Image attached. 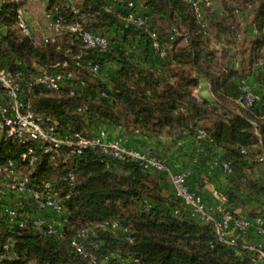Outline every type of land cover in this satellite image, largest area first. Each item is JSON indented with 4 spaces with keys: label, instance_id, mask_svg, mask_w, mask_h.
<instances>
[{
    "label": "trees",
    "instance_id": "1",
    "mask_svg": "<svg viewBox=\"0 0 264 264\" xmlns=\"http://www.w3.org/2000/svg\"><path fill=\"white\" fill-rule=\"evenodd\" d=\"M144 25H125L126 8L105 9L106 0H83L86 28L105 35L109 46L99 52L89 50V57L100 65L98 78L75 95L67 88L60 92L42 91L33 98L37 111L57 117L63 128L85 135L100 128L123 126L161 144L166 134L177 142L193 136L200 148L199 159L188 178L190 189L202 195L206 180L222 174L227 186L216 191L227 195V208L236 216L264 218V72L258 74L263 95L248 107L237 102L239 79L246 77L254 63L264 62V0H219L221 8H204L205 22H200L191 4L183 0H135ZM62 0H48V7L59 5L69 22L79 20L61 5ZM215 4V3H214ZM18 0H0V67L13 73H35L41 67L69 60L64 48L38 46L20 33L17 25ZM256 28L258 34L252 30ZM175 30L186 36L171 40ZM162 45L173 42L168 55L161 58L152 45L151 33ZM223 42L222 50L212 47V39ZM73 52L82 46L72 36ZM47 50L61 59H52ZM83 49V48H82ZM233 49V51H232ZM158 62H161L159 65ZM160 66L162 67L160 69ZM264 71V65H263ZM99 75V77H98ZM202 79L207 91H201ZM197 88L198 96L193 93ZM209 93L213 100L209 101ZM199 129L208 136L198 139ZM24 144L0 140V165L18 160ZM159 159L174 168L163 152L151 146ZM75 181L70 187L63 171L62 157L51 160L46 154L31 173V185L40 189L46 179L54 180L65 200L66 221L63 235L45 233L28 216L25 226L13 231L0 209V264H98L76 254L71 239L87 229L81 239L98 261L109 257L118 262L116 253L126 259L138 258V264H253L250 253L220 241L214 226L192 215L177 197L166 173L144 169L138 162L113 158L98 148H88L73 158ZM228 161L230 173L211 161ZM58 171L61 180L54 179ZM218 172V173H217ZM18 212L35 209L28 198ZM146 201L149 207L146 206ZM23 203H21L22 205ZM40 212V211H39ZM41 213V212H40ZM119 220L125 229L112 230L101 224ZM251 233L239 241H259ZM9 243V249L4 245Z\"/></svg>",
    "mask_w": 264,
    "mask_h": 264
},
{
    "label": "built area",
    "instance_id": "2",
    "mask_svg": "<svg viewBox=\"0 0 264 264\" xmlns=\"http://www.w3.org/2000/svg\"><path fill=\"white\" fill-rule=\"evenodd\" d=\"M76 1L62 0L61 2L63 8L68 9L79 19L75 22L67 20L59 5H54L51 9L47 8L45 15L51 32L41 39H37L33 35L20 8L17 10L18 29L21 34L29 37L35 44L41 42L42 45L57 50L64 48V53L71 55L72 61L75 63L73 67L80 66L96 74L100 71V65L89 57V50L101 52L109 46V40L105 35L93 33L86 28L84 18L87 13L83 12ZM183 1L192 5L197 19L202 23L205 22L204 8L211 7L215 3V0ZM106 2L105 9L107 11H115L119 6L126 8L127 12L123 15L126 26L129 24L142 26L147 21V18L137 11L135 0H106ZM252 32L254 35L259 33L256 28H253ZM65 33H70L83 49L73 52L71 46L65 45L66 43L64 44L60 39ZM151 37L154 49L161 58H165L173 46V42L165 46L161 44L156 33H151ZM176 37L186 39V36H183L179 30L174 31L171 40L174 41ZM69 64V60L64 59L48 67H41L35 73L22 71L13 73L0 67V140H11L14 143L25 145L18 160H9L0 165V193L3 191L25 192L30 195L38 211L52 210L61 214L65 223L67 212L65 200L60 196V190L54 187V180L46 179L41 188L36 189L31 185V173L35 170L42 155H48L51 160L62 157L63 171L66 174L68 185L72 187L75 181L73 158L88 148H98L113 158L135 161L144 169L166 173L175 195L189 208L192 215L211 223L220 241L238 247L236 250L238 255L242 254V249H247L253 264H264L263 217L234 215L227 208V195L222 191H216V201L207 204L202 195L190 189L188 178L191 171L189 169L174 171L165 161L156 157L150 149H140L124 143L121 139L111 138L106 128H100L93 134L85 135L75 129L63 128L57 117L34 108L33 98L42 91L60 92L67 88L70 95H75L87 85V80L79 76L75 68L70 67ZM256 65L263 67L264 62L260 60ZM239 90L237 102L242 107L251 106L261 99V95L253 90L246 77L239 79ZM207 136L205 129L198 130V139ZM259 160H264V156L261 155ZM213 164L220 167L224 173L232 171L228 161L215 160ZM146 206H150L147 201ZM2 210L6 222L11 226V231L15 225L23 227L27 224L29 217L19 213L16 207L4 205ZM31 222L34 226L42 228L45 233L63 235V231H58L54 224L43 216H34L31 218ZM101 225L112 230L125 229L119 220L106 221ZM87 232L88 230L84 229L78 236L71 239L70 245L73 251L80 256L88 257L93 263L109 264L108 256L103 257L99 262L94 254L88 252L81 239ZM251 233L258 235L261 239L242 242L238 240L240 236L246 237ZM4 247L8 250L9 243H5ZM116 257L118 262L115 264H138L139 262L136 257L126 259L120 253H116Z\"/></svg>",
    "mask_w": 264,
    "mask_h": 264
},
{
    "label": "crops",
    "instance_id": "3",
    "mask_svg": "<svg viewBox=\"0 0 264 264\" xmlns=\"http://www.w3.org/2000/svg\"><path fill=\"white\" fill-rule=\"evenodd\" d=\"M19 1L21 2V6L19 8L22 10L26 20L28 21L31 30L33 32V35L37 37V39H41L43 36L49 34L51 30L48 27V19L45 15L48 7V0H44L43 2L45 3L43 15H41V13H37L38 10L34 8L36 0H19ZM84 22L86 24V20H84ZM6 30L7 29L5 26L3 25L0 26V33H5ZM70 37H72L70 33H65L64 35L61 36L60 39L65 44L70 41ZM216 43L217 44L215 45L214 48L218 50H222L224 43L222 41ZM263 51H264V46H263ZM158 64L160 65L161 62H158ZM161 68L162 67L160 66V69ZM261 71L262 73L264 72L263 68L256 65V63H254L251 66L250 72H247L248 74L246 75V79L248 83L252 86L253 90L262 96L263 89L260 82L257 79V76ZM203 80L204 79H202V82ZM106 129L108 130L111 138L121 139L124 143L130 146H134L140 149H144L145 146H151L157 149L159 152H163L171 162L172 166L180 170L189 169L192 172L191 169L192 165H194V163L198 161L201 153L199 145L195 143L196 139L190 135H185L183 138L175 142L173 141V137L164 134L161 136V144H158L153 140L146 138L139 132L126 130V128L123 126L106 127ZM213 162L214 161H211L212 168L214 167ZM212 179L214 181L206 180V185L203 188V193L205 197H207V201H206L207 204H212L216 201V197H215L216 185L222 189H225L227 186L226 179L222 174H218V176L213 175ZM18 193L21 194V196L27 195V197H30V195L25 192L18 191ZM39 215L51 221L58 231H63L64 222L62 220L63 216L61 214L55 213L52 210H46L39 213Z\"/></svg>",
    "mask_w": 264,
    "mask_h": 264
},
{
    "label": "rangeland",
    "instance_id": "4",
    "mask_svg": "<svg viewBox=\"0 0 264 264\" xmlns=\"http://www.w3.org/2000/svg\"><path fill=\"white\" fill-rule=\"evenodd\" d=\"M217 1L215 0L214 6L208 11L209 14H211L213 11H218L221 8L219 0H217ZM43 2H44V0H36L35 7H34L36 10H38L37 13H41V15L44 14L43 10L45 8V3H43ZM82 2H83V0H77L76 1L78 6L81 5ZM216 42L217 41L214 40V38H213L212 42H211V45H212L213 48L217 44ZM37 45L38 46H44V45H42L41 42L37 43ZM184 45H186V40L185 39L180 40L179 46H184ZM45 48H48V47H45ZM78 49H82V48H78ZM46 51H47V54L50 57H52V59H54V58L55 59H61L63 57V55L60 56L59 54H57V52H53L52 50H47L46 49ZM73 68H75L77 74L79 76L85 78L88 81V83H94L98 79L96 77V75H93L88 70H83V69H80V68H77V67H73ZM50 69H53V68H50ZM98 77H99V75H98ZM201 86H202V84H201ZM200 90H201V87H200ZM198 91H199V89L195 88L193 90V93L196 95V94H198ZM53 175H54V179L56 181L59 182L61 180V175H60V173L58 171H55V173ZM25 196L24 195L21 196V194H19L18 192H8V191L1 192L0 193V209H2L4 205H12V206L17 207V208H19V206L22 207L24 205V203L27 200H29L28 199L29 197H27V195H25ZM18 203H23V204L21 205V204H18ZM20 213H23L25 216H30V215H39L40 212L33 208L29 212H20Z\"/></svg>",
    "mask_w": 264,
    "mask_h": 264
},
{
    "label": "water",
    "instance_id": "5",
    "mask_svg": "<svg viewBox=\"0 0 264 264\" xmlns=\"http://www.w3.org/2000/svg\"><path fill=\"white\" fill-rule=\"evenodd\" d=\"M207 89H208V84H207L206 81L203 80L202 86H201V91H207ZM205 96H206V98L209 101H212L213 100L212 96L209 93H207Z\"/></svg>",
    "mask_w": 264,
    "mask_h": 264
}]
</instances>
